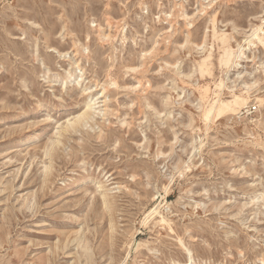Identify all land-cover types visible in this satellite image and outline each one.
<instances>
[{"label":"rangeland","instance_id":"obj_1","mask_svg":"<svg viewBox=\"0 0 264 264\" xmlns=\"http://www.w3.org/2000/svg\"><path fill=\"white\" fill-rule=\"evenodd\" d=\"M263 18L264 0H0V264H172L183 246L264 264V47L233 71L200 48ZM231 93L256 109L214 114Z\"/></svg>","mask_w":264,"mask_h":264},{"label":"bare ground","instance_id":"obj_2","mask_svg":"<svg viewBox=\"0 0 264 264\" xmlns=\"http://www.w3.org/2000/svg\"><path fill=\"white\" fill-rule=\"evenodd\" d=\"M205 1V0H204ZM201 8L197 11V12H201V13H205L204 11V6L202 5V3L200 4ZM190 9H198V5H195L194 7H191ZM162 13V12H161ZM163 15L165 17L170 16V14H167L165 12H163ZM182 18L184 19H192L193 16H189L186 10H182L181 14ZM192 17V18H191ZM155 18L160 19L161 16L157 15L155 16ZM260 23L255 25V27H251L249 29L248 33L242 32L244 33V39H242L241 41L235 40L234 38V42H235V48H232V44L230 41H228L227 43H224L223 45H225L223 48H220L218 51L217 56L213 55L212 52V46H209L205 43V40L202 41V44L200 46V48L202 49V51L204 52V58L202 60L203 64L205 65L206 63H210L214 65V60L217 61V64L221 67L225 66L227 67V69H230L231 71H233V68H242L241 67V63L243 62H249V58H248V54L251 53L253 54V50L255 48H257L258 45L264 47V18L259 20ZM100 30V29H99ZM242 29L239 28H235L234 31L237 34L241 33ZM207 35H205L206 37ZM256 65V64H255ZM75 69H78L79 66L76 65L74 66ZM256 71H259V69L262 70V81L264 82V62H259L256 66H255ZM242 71H238L237 75H236V79H238L239 77H241L243 74H241ZM75 84H79V82L81 81V78H75L74 79ZM223 83L222 86H225L227 88V84L228 83H233L234 81L230 79L229 74L226 75L225 79H222ZM258 79H250L248 81H244V87L245 88H253L256 87V85L258 84ZM114 85L116 84V81L113 80ZM104 89V87L102 88ZM96 90V89H95ZM101 90V89H100ZM262 93V92H261ZM260 94V93H259ZM98 95V93L96 94ZM97 99V98H96ZM201 99V98H200ZM259 105H263L264 102V97H256ZM202 100V99H201ZM210 101H214V100H210ZM248 96H243L241 94H236V93H231L230 97L228 99H218L217 101H215V106L212 109V112L214 111V114L216 113H226V121H232V120H240L244 117H246L247 114H249V109H248ZM209 109H203L201 117L203 119V121H206V119L209 116V113H211V106H209ZM88 113L87 112H83L82 115L80 117H78V121L77 123L80 122V120L87 116ZM201 147V144H200ZM189 159V158H188ZM188 166V165H186ZM160 205H157L154 207V209L152 210L151 213H155V215H158V222L160 223H164V224H169L168 220L162 215L160 214V211H157L158 207ZM183 249L185 251H187L188 253V257L184 262H173L172 264H211V257H206L203 258L204 260L200 261H196L194 260L191 256H190V249L187 246H183Z\"/></svg>","mask_w":264,"mask_h":264},{"label":"built area","instance_id":"obj_3","mask_svg":"<svg viewBox=\"0 0 264 264\" xmlns=\"http://www.w3.org/2000/svg\"><path fill=\"white\" fill-rule=\"evenodd\" d=\"M248 109H249V111H254L255 109H256V107L255 106H251L250 108L248 107Z\"/></svg>","mask_w":264,"mask_h":264}]
</instances>
